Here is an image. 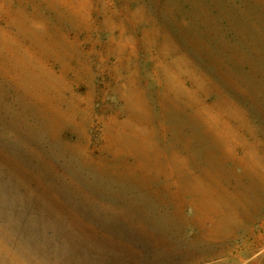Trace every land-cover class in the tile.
I'll return each mask as SVG.
<instances>
[{
	"label": "rangeland",
	"instance_id": "rangeland-1",
	"mask_svg": "<svg viewBox=\"0 0 264 264\" xmlns=\"http://www.w3.org/2000/svg\"><path fill=\"white\" fill-rule=\"evenodd\" d=\"M185 204L264 264V0H0V264H92Z\"/></svg>",
	"mask_w": 264,
	"mask_h": 264
},
{
	"label": "crops",
	"instance_id": "crops-1",
	"mask_svg": "<svg viewBox=\"0 0 264 264\" xmlns=\"http://www.w3.org/2000/svg\"><path fill=\"white\" fill-rule=\"evenodd\" d=\"M184 200L188 202V198ZM172 215L149 220V229L139 237L120 235L122 244L92 264H234L236 255L231 249L234 251L237 233L247 231L244 226L230 229L216 215L201 218L190 214L186 204L181 213Z\"/></svg>",
	"mask_w": 264,
	"mask_h": 264
}]
</instances>
